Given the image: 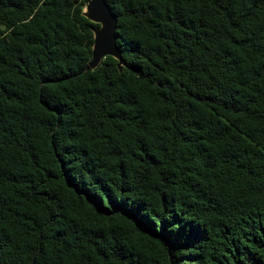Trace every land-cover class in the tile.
<instances>
[{
    "label": "trees",
    "instance_id": "obj_1",
    "mask_svg": "<svg viewBox=\"0 0 264 264\" xmlns=\"http://www.w3.org/2000/svg\"><path fill=\"white\" fill-rule=\"evenodd\" d=\"M0 0V264H264V0Z\"/></svg>",
    "mask_w": 264,
    "mask_h": 264
},
{
    "label": "water",
    "instance_id": "obj_2",
    "mask_svg": "<svg viewBox=\"0 0 264 264\" xmlns=\"http://www.w3.org/2000/svg\"><path fill=\"white\" fill-rule=\"evenodd\" d=\"M83 16L92 24L99 26L93 30L92 58L87 70L93 72L106 58H112L118 62V70L121 72L124 63L117 48V18L105 0H89L83 11Z\"/></svg>",
    "mask_w": 264,
    "mask_h": 264
}]
</instances>
